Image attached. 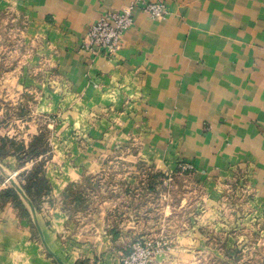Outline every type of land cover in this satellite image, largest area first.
Returning <instances> with one entry per match:
<instances>
[{
	"label": "crops",
	"instance_id": "0c3cea01",
	"mask_svg": "<svg viewBox=\"0 0 264 264\" xmlns=\"http://www.w3.org/2000/svg\"><path fill=\"white\" fill-rule=\"evenodd\" d=\"M130 1L0 0V8L22 13L27 40L39 44L29 58L41 61L40 81L10 71L0 92L35 91L39 112L54 113L60 128L44 168L46 202L37 211L18 186L28 218L10 204L0 210V264H121L150 219L170 221V199L156 203L163 206L154 216L129 211L123 196L93 205L76 222L59 208L70 183L106 176L103 162L117 154L158 170L186 160L212 181L246 173L252 204L264 210V0H163V19L135 11L113 57L82 51L91 23ZM130 140L148 151H114ZM178 241L188 251V237ZM154 264L177 263L158 252Z\"/></svg>",
	"mask_w": 264,
	"mask_h": 264
},
{
	"label": "rangeland",
	"instance_id": "374dc122",
	"mask_svg": "<svg viewBox=\"0 0 264 264\" xmlns=\"http://www.w3.org/2000/svg\"><path fill=\"white\" fill-rule=\"evenodd\" d=\"M27 27L22 13L14 6L0 8V83L6 79L3 75L14 70L26 72L29 79L41 80L37 75L41 61L29 58L37 55L39 44L27 40ZM34 92L19 93L15 98L0 92V146L5 137L12 142L6 144L9 151H16L13 144L23 142L29 146L35 136L42 134L43 138L35 147L42 151V156L35 161L21 165L14 156L0 158V191L13 188L18 194L15 187L22 189L23 172L40 161L45 168L55 151V140L60 134L58 118L54 113L39 112ZM145 147V142L130 140L114 151H131L134 155L135 151H148ZM8 157L13 159L3 162ZM103 163L110 166L106 176L84 175L80 181L70 183L65 196L60 198L59 208L72 221L76 222L75 217L84 215L104 199L118 202L119 196H123L128 201L123 202L124 207L133 212L140 209L148 216L161 211L163 205L156 204L160 199H170V221L160 226L158 219H150L149 232L132 241L128 251L134 243L146 241L156 245L155 256L168 252L177 264H264V210L252 204L256 193L246 173L234 171L220 182L200 177L192 163L181 159L172 162V169L170 166L165 170L123 154L107 157ZM5 168L9 173L1 174ZM12 168L14 171H10ZM126 177L138 183L128 185ZM47 197L37 200V211ZM8 204L18 218H28V213L9 202L0 205V210ZM182 233L188 237V251H181L178 237Z\"/></svg>",
	"mask_w": 264,
	"mask_h": 264
},
{
	"label": "built area",
	"instance_id": "2783aa9c",
	"mask_svg": "<svg viewBox=\"0 0 264 264\" xmlns=\"http://www.w3.org/2000/svg\"><path fill=\"white\" fill-rule=\"evenodd\" d=\"M141 10L153 19H163L168 15L163 0H131L118 11H108L88 27L81 44V50L93 59L113 57L121 47L124 33L133 25L134 13ZM146 241H139L121 259V264H154L155 247Z\"/></svg>",
	"mask_w": 264,
	"mask_h": 264
},
{
	"label": "trees",
	"instance_id": "16d2710c",
	"mask_svg": "<svg viewBox=\"0 0 264 264\" xmlns=\"http://www.w3.org/2000/svg\"><path fill=\"white\" fill-rule=\"evenodd\" d=\"M42 134L37 135L33 138V141L29 144V146L25 145L23 142L13 144L12 146L16 147L15 150L9 151L7 148V142L9 139L7 137L1 139L0 146V158L3 156H14L21 165H24L28 162L35 161L42 156V151L36 150V144L42 141ZM23 180L24 183L21 185L22 189L26 193V195L30 198L34 206L37 208L38 203L37 200L48 196L50 193V186L48 180L44 176V164L40 161L36 166H33L30 170L24 171ZM68 189L64 191L63 196H65ZM11 203L16 208H20L27 214V211L18 196L17 192L13 188H6L0 191V205L5 203Z\"/></svg>",
	"mask_w": 264,
	"mask_h": 264
}]
</instances>
